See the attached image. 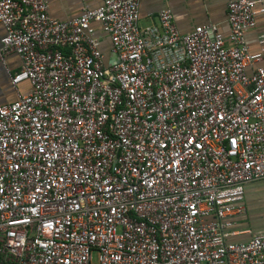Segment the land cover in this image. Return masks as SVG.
<instances>
[{
    "label": "built area",
    "instance_id": "built-area-1",
    "mask_svg": "<svg viewBox=\"0 0 264 264\" xmlns=\"http://www.w3.org/2000/svg\"><path fill=\"white\" fill-rule=\"evenodd\" d=\"M139 1L57 21L0 0V64L21 61L0 105V264H264V234L225 241L264 180V48L245 43L264 6L230 0L226 34H180L169 9L141 26Z\"/></svg>",
    "mask_w": 264,
    "mask_h": 264
},
{
    "label": "crops",
    "instance_id": "crops-1",
    "mask_svg": "<svg viewBox=\"0 0 264 264\" xmlns=\"http://www.w3.org/2000/svg\"><path fill=\"white\" fill-rule=\"evenodd\" d=\"M104 0H47L48 15L57 21H64L79 16L84 8L95 9ZM230 0H140L139 24L149 26L157 24V15L163 9H169L172 21L180 34H186L197 26L206 24L217 25L221 33L226 34L227 4ZM264 6V0H258ZM98 37L102 36L97 23H92ZM4 29L0 24V38ZM264 34V14L258 16L256 26L245 33V43L250 53L260 52L264 48L261 36ZM102 53L110 54V44L107 38H102ZM264 54V52H263ZM5 66L0 64V105L8 104L16 99L7 72L14 74L19 71L21 61L15 53L5 57ZM254 66L246 69L251 74ZM20 93H27L29 86L21 83L18 86ZM244 212L230 218L233 226L226 229L228 243L247 242L252 236L264 234V180L248 184L244 190L242 200Z\"/></svg>",
    "mask_w": 264,
    "mask_h": 264
},
{
    "label": "water",
    "instance_id": "water-1",
    "mask_svg": "<svg viewBox=\"0 0 264 264\" xmlns=\"http://www.w3.org/2000/svg\"><path fill=\"white\" fill-rule=\"evenodd\" d=\"M117 62L116 56L115 55H110V58L108 60V65H111L112 63Z\"/></svg>",
    "mask_w": 264,
    "mask_h": 264
}]
</instances>
